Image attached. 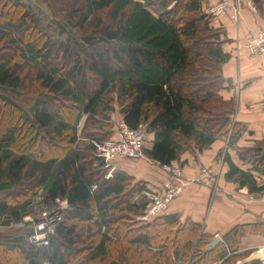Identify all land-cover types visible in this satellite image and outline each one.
<instances>
[{
  "label": "trees",
  "instance_id": "16d2710c",
  "mask_svg": "<svg viewBox=\"0 0 264 264\" xmlns=\"http://www.w3.org/2000/svg\"><path fill=\"white\" fill-rule=\"evenodd\" d=\"M62 1L78 14L81 38L57 45L36 23L29 27L18 1L0 0V225L35 216L36 206L52 209L56 199L67 204L47 245L30 243L27 228L0 234V264H237L248 257L235 252L238 228L207 249L211 235L196 223L164 214L141 220L146 183L117 171L105 179L94 156V142L113 134L118 106L127 126L153 134L143 154L160 165H181L183 152L226 137L264 176V143L236 147L245 126L220 93L230 55L205 1ZM262 1L252 0L257 8ZM24 82L37 89L28 105L13 97ZM223 158L227 179L251 193L264 189L251 170L226 152Z\"/></svg>",
  "mask_w": 264,
  "mask_h": 264
},
{
  "label": "crops",
  "instance_id": "0c3cea01",
  "mask_svg": "<svg viewBox=\"0 0 264 264\" xmlns=\"http://www.w3.org/2000/svg\"><path fill=\"white\" fill-rule=\"evenodd\" d=\"M207 6L208 2H204L203 11ZM240 8L241 16L237 21H233L228 14L208 18L209 25L221 31L220 36L224 39L222 49L230 55L222 65L224 88L220 93L225 100L234 101L232 119L245 126L236 147L264 143V110L260 105L264 90V54L250 57L243 47L249 37L264 32V0L260 8L255 5L252 8L242 0ZM118 116V121H121V115ZM79 140L86 142V138ZM152 140L153 134L147 133L144 148H149ZM227 143V138L222 137L200 152L181 154L179 163L185 177H193L200 168L209 167L214 172V180L211 185H186L182 194L170 202L162 215L181 223L189 220L198 224L199 232L211 235L210 243L217 238L214 237L216 233L219 235L218 243H224V236L238 228L241 235L235 252H249L250 255L260 250L259 261L264 264V189L251 193L246 187H240L237 181L227 179L229 167L223 158L225 152L237 167L251 170L250 165L243 163L235 149L228 147ZM116 171L132 176L135 181L145 182L148 191L160 188L166 179L161 165L145 155L138 160H117ZM251 172L257 185H264V176L253 170ZM135 199L139 200V197ZM246 258L239 259L237 264H242Z\"/></svg>",
  "mask_w": 264,
  "mask_h": 264
},
{
  "label": "built area",
  "instance_id": "2783aa9c",
  "mask_svg": "<svg viewBox=\"0 0 264 264\" xmlns=\"http://www.w3.org/2000/svg\"><path fill=\"white\" fill-rule=\"evenodd\" d=\"M204 1L208 2L205 13L209 18L228 14L233 21H237L241 16L240 2L242 0ZM245 1L254 8L252 0ZM243 47L250 57L262 56L264 54V32L249 37L244 42ZM260 105L264 110V90ZM146 134L144 126L139 125L131 128L121 120L116 125L111 137L100 142H94V156L105 170V179L112 178L116 171L117 160H138L143 157ZM161 168L166 174V179L160 188L145 191L147 203L141 213V220L150 221L153 217L162 214L170 202L182 194L186 185L191 183L211 185L214 180V172L209 167L200 168L193 177L189 178L183 175L182 167L178 163L163 164ZM55 202L54 208L39 210L35 216H26L18 222H11L6 227L27 228L29 229L28 241L30 243L47 245L48 238L53 235L55 227L61 220L62 211L67 208L65 201L56 199ZM214 237L219 238V235L216 233Z\"/></svg>",
  "mask_w": 264,
  "mask_h": 264
},
{
  "label": "rangeland",
  "instance_id": "374dc122",
  "mask_svg": "<svg viewBox=\"0 0 264 264\" xmlns=\"http://www.w3.org/2000/svg\"><path fill=\"white\" fill-rule=\"evenodd\" d=\"M20 3V7H25L28 16L29 27L32 23H36V32L40 33L41 36H45V39H50L51 42L55 44L64 43L65 41L71 39L78 41L81 37L80 28L77 26L78 14L73 11L72 4L63 2L62 0H15ZM24 10V9H23ZM2 23V21L0 22ZM17 24V23H16ZM18 26V25H17ZM79 31V32H78ZM79 34H78V33ZM23 38V37H22ZM17 43L24 45L26 38L21 40L20 37H15ZM24 71V75L26 73ZM37 89L27 82H24L23 88L13 97L22 102L24 105H28L31 100L35 98V93ZM119 111L118 106H116L115 111L111 115V120L114 125L119 123ZM83 120V119H82ZM80 122L79 128L82 126V121ZM4 122V116H0V123ZM80 143H85L80 141ZM40 197V194H38ZM35 213L38 212L39 207L36 206ZM0 234H5L16 230L15 228L1 227Z\"/></svg>",
  "mask_w": 264,
  "mask_h": 264
},
{
  "label": "water",
  "instance_id": "95a60500",
  "mask_svg": "<svg viewBox=\"0 0 264 264\" xmlns=\"http://www.w3.org/2000/svg\"><path fill=\"white\" fill-rule=\"evenodd\" d=\"M263 153V152H262ZM28 231H29V229H28ZM216 244H218V240H217V238H214L212 241H211V243L209 244V246L207 247V249H209L211 246H214V245H216ZM261 258V252L260 251H255V252H253V253H251L245 260H244V262L245 263H248V262H251V261H254V260H259ZM243 262V263H244Z\"/></svg>",
  "mask_w": 264,
  "mask_h": 264
}]
</instances>
